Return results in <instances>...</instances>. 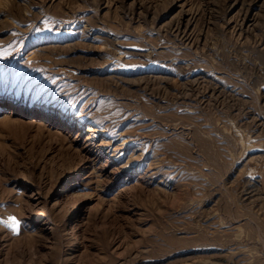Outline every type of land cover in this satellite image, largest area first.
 Wrapping results in <instances>:
<instances>
[{
  "label": "rangeland",
  "instance_id": "1",
  "mask_svg": "<svg viewBox=\"0 0 264 264\" xmlns=\"http://www.w3.org/2000/svg\"><path fill=\"white\" fill-rule=\"evenodd\" d=\"M0 264H264V0H0Z\"/></svg>",
  "mask_w": 264,
  "mask_h": 264
},
{
  "label": "snow or ice",
  "instance_id": "2",
  "mask_svg": "<svg viewBox=\"0 0 264 264\" xmlns=\"http://www.w3.org/2000/svg\"><path fill=\"white\" fill-rule=\"evenodd\" d=\"M0 224H3L5 227L11 230L14 234H19L20 221L16 217H9L7 222L0 220Z\"/></svg>",
  "mask_w": 264,
  "mask_h": 264
}]
</instances>
